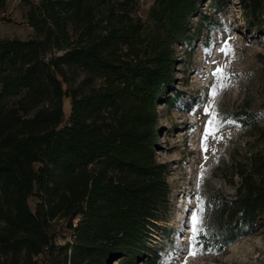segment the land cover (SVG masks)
Returning <instances> with one entry per match:
<instances>
[{
	"label": "trees",
	"instance_id": "obj_1",
	"mask_svg": "<svg viewBox=\"0 0 264 264\" xmlns=\"http://www.w3.org/2000/svg\"><path fill=\"white\" fill-rule=\"evenodd\" d=\"M203 1L154 0L145 22L138 0H19L33 34L0 38V264H159L157 107ZM238 2L264 31V0ZM232 119L247 147L212 172L232 192L204 190L215 253L264 228V126L248 105Z\"/></svg>",
	"mask_w": 264,
	"mask_h": 264
},
{
	"label": "rangeland",
	"instance_id": "obj_2",
	"mask_svg": "<svg viewBox=\"0 0 264 264\" xmlns=\"http://www.w3.org/2000/svg\"><path fill=\"white\" fill-rule=\"evenodd\" d=\"M153 1L137 2L136 13L145 22ZM191 33L190 45L181 42L175 46L174 83L166 94L173 98V107L169 109L164 103L157 107L159 136L155 156L168 169L170 209L166 221L153 235L152 246L159 250V264H264V228L240 238L223 252L195 258L187 255L197 198H202L203 206L207 185L232 192L221 179L213 177L214 167L240 159L247 147L232 113L248 105L264 126V31L245 28L238 0H204L191 17ZM32 34L26 8L19 0H7L0 11V38L26 39ZM225 43L233 49L231 56L220 51ZM225 64L231 83L214 101L217 122L223 126L215 137L207 138V151H203L201 142L209 120L204 109L213 103L209 93L217 83L211 73ZM63 111L67 116L68 99L63 100ZM228 120L234 123H226ZM201 175L203 181L197 187Z\"/></svg>",
	"mask_w": 264,
	"mask_h": 264
},
{
	"label": "snow or ice",
	"instance_id": "obj_3",
	"mask_svg": "<svg viewBox=\"0 0 264 264\" xmlns=\"http://www.w3.org/2000/svg\"><path fill=\"white\" fill-rule=\"evenodd\" d=\"M221 53L225 56H231L233 54V49L227 43H225L220 48ZM230 62V61H229ZM227 64L223 66H218L215 70L211 73V75L216 80V84L210 90V96L212 97L213 103H210L205 107L204 111L205 114L209 116V120L205 125V132L201 142V147L203 151H207V147L205 145V141L209 136L215 137L216 132L219 130L223 124L218 123V113L215 111L214 108V101L217 95L220 94L224 89L228 87L231 83V76L226 73L225 69L227 68ZM226 123H234V121L228 120ZM217 139H219L217 137ZM202 168V172H203ZM203 181V175L198 178V185L199 187L200 182ZM199 203L197 205V209L192 212L191 221H190V233L191 235L188 238V251L187 255L189 257L195 258L197 255L200 254H215V250L212 247L205 248V241L200 239L201 236H207L209 234L208 230L204 226V209L202 206V198H197ZM186 264V261H185Z\"/></svg>",
	"mask_w": 264,
	"mask_h": 264
}]
</instances>
